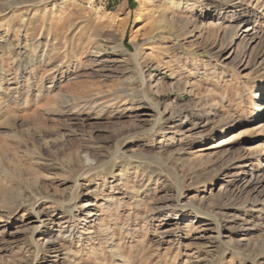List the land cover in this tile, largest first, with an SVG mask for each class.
Listing matches in <instances>:
<instances>
[{
    "label": "rangeland",
    "instance_id": "obj_1",
    "mask_svg": "<svg viewBox=\"0 0 264 264\" xmlns=\"http://www.w3.org/2000/svg\"><path fill=\"white\" fill-rule=\"evenodd\" d=\"M6 1L0 264H264V0Z\"/></svg>",
    "mask_w": 264,
    "mask_h": 264
},
{
    "label": "bare ground",
    "instance_id": "obj_2",
    "mask_svg": "<svg viewBox=\"0 0 264 264\" xmlns=\"http://www.w3.org/2000/svg\"><path fill=\"white\" fill-rule=\"evenodd\" d=\"M190 1L191 0H188L187 2H186V4L183 6V7H181L180 6V1L178 2V3H176L175 2V0H165L164 1V4L165 5H167V6H170V7H172V6H176L178 9H180V8H185V9H191L192 8V5L193 4H190ZM2 2H3V0H2ZM28 2H30V1H27V0H24V1H14V0H7L6 1V3H7V5H9V6H7L8 7V9H10V10H12L14 7H13V5L15 4V5H19V4H24V3H28ZM43 3V2H42ZM5 4V3H4ZM23 6V5H22ZM36 6H38V3H36V4H32L31 3V5H29V9H34V8H36ZM1 8V7H0ZM166 9H167V7H166ZM192 10V9H191ZM164 11H165V9H164ZM201 12H202V10H200ZM1 13V12H0ZM190 24L191 23H184L183 24V28L184 29H186L187 30V28H188V26H190ZM17 31V30H16ZM234 33V32H233ZM188 34H191V31H187L186 32V34L185 35H188ZM235 34V33H234ZM17 44V43H16ZM33 45V44H32ZM3 49L5 50V51H7L8 53H9V55H12L13 54V47L12 46H10L9 45V43L8 42H5L4 44H3ZM35 48V47H34ZM30 49H31V47H30ZM35 50V49H34ZM100 50V46L96 49V51L94 52V53H96V54H98V51ZM94 51V50H93ZM138 51V50H137ZM136 51V52H137ZM17 52V51H16ZM19 53V52H18ZM35 55V54H34ZM19 57V55H16V56H14V59L15 58H18ZM17 64H19V63H17ZM216 64H218V63H216ZM17 69H18V67H17ZM140 76V75H139ZM214 76V75H213ZM215 77V76H214ZM140 86H139V88H140V91L141 90H143V87H144V82H143V80L141 79L140 80ZM124 91H126V90H122V91H120V92H124ZM116 93V92H115ZM119 94V93H118ZM109 95H111V94H109ZM108 95V96H109ZM120 95V94H119ZM113 98H114V96L113 95H111ZM112 98V99H113ZM114 100L116 101V103L115 104H119L120 103V105L122 104V100H120V99H117L116 97L114 98ZM124 101V100H123ZM114 102V101H113ZM130 105V107L131 106H133V104L131 103V104H129ZM111 107V106H110ZM131 109V108H130ZM257 109H259V111L261 110V106L259 105V106H257ZM118 110V109H117ZM157 115L159 116L160 114L158 113V110H157ZM221 119V118H220ZM158 120H160V117H158ZM222 120V119H221ZM262 126V125H261ZM264 126V125H263ZM262 126V127H263ZM121 149L120 148H118L117 149V151H116V153H117V158H121L122 156H123V154H122V152L120 151ZM115 154V153H114ZM82 158H81V160H82V162L83 163H85V165L87 166L86 167V172H90V171H92V170H94L95 168H96V160L95 159H93L91 156H90V154L88 153V151H84L83 152V154H82V156H81ZM119 167V166H118ZM124 172H125V170L124 169H121L120 170V172H119V175H118V183H120V184H122L123 186H125V184H126V178H125V175H124ZM6 187V186H5ZM4 187V188H5ZM9 187V186H8ZM9 189V188H8ZM9 191V190H8ZM12 191H14V190H12ZM31 192V191H30ZM137 193V192H136ZM31 194H33V193H31ZM96 194H97V196L96 197H98L99 195H101L102 194V190H97L96 191ZM2 197H1V202L3 203V205H6L10 210H12V211H16V210H18V209H20V208H22V207H28L27 208V211H28V214H33L34 213V220H33V222H31V224H33V223H36V224H34V225H32V226H30V227H28L27 229H29V231H30V238H29V242H30V244H32V246H34V248H33V252L35 253V254H37V255H39V252L40 251H42L43 249L40 247V244H39V242H38V240H37V237L39 236L38 234H39V232H40V228H41V226L43 225V220H42V215H41V213L37 210V209H35L34 210V207H36L37 205H38V203H40V200L39 199H36L35 198V196H25L24 194H22V193H17L15 196H10V198H8L9 196H6V195H4L3 193H2V195H1ZM38 198V197H37ZM112 200H113V197H109L107 200H106V204H108L109 205V203L110 202H112ZM0 202V203H1ZM73 210V209H72ZM72 210H67V212L70 214V222H69V224H68V226H66L65 228L66 229H61L60 230V232H59V234H62L63 236H65L66 238H71L72 236H73V232H74V230L78 227V218H77V216L76 215H74L73 214V211ZM24 214L25 213H23V215L21 216V218H23V216H24ZM172 216H174L173 218H172V220H175V219H177V218H179L180 216H181V214L179 213V212H174V213H172L171 214ZM11 218L10 217H6V218H2V219H0V223H4V222H8L9 220H10ZM73 223H76L75 225H73ZM99 224V223H98ZM217 229V235H218V238H219V236H220V228H219V226L218 227H216ZM25 230V229H24ZM62 230H65V231H62ZM67 230H70V231H67ZM28 231V230H27ZM21 232V231H20ZM72 243V242H71ZM20 251V250H19ZM69 251V250H68ZM9 263V262H8ZM31 263H33V262H31Z\"/></svg>",
    "mask_w": 264,
    "mask_h": 264
}]
</instances>
